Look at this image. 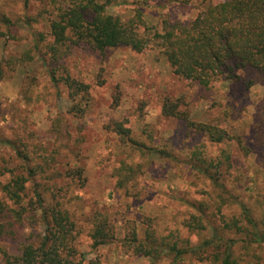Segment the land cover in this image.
<instances>
[{"label": "rangeland", "instance_id": "1", "mask_svg": "<svg viewBox=\"0 0 264 264\" xmlns=\"http://www.w3.org/2000/svg\"><path fill=\"white\" fill-rule=\"evenodd\" d=\"M221 1L207 0L204 3L192 0L180 6L165 0H148L145 18L152 27L161 25L165 18L184 22L196 16L200 8L207 4ZM49 2L0 0V32L7 31L2 23L4 17L14 23L11 33L0 36V187L9 179L11 171L19 170L22 161L17 158L10 141L26 145L25 152L35 163L43 164L44 157L51 158V166L46 169L51 178L47 176L40 180L42 176H38L37 180L42 184L39 191L47 202L56 201L51 190L62 188L57 193V199L69 209L76 222V245L87 254V258L96 259L98 264H171L167 259L154 263L147 257L136 255L134 248L123 245L128 232L145 226L149 218L154 219L153 226L158 233L166 235L173 232L194 244L211 235L210 227L191 232L184 222L192 210L189 201H208L211 205L219 201L220 191L213 187L209 179L185 163L186 155L197 146H204L211 156L219 155L223 150L231 154L233 163L226 176V186L237 201L250 207L258 219L262 218L264 75L253 71L243 73L246 81L256 79L247 89L232 92L227 85L205 89L174 75L158 48L138 53L121 47L115 49L105 63L88 50L79 48L58 63L61 70L66 68L72 75L91 85L93 104L87 108L83 118H76L68 112L73 102L68 98L66 87L62 84L55 86L49 80L40 58L24 65L14 66L10 62L12 57L33 47L39 31H48L46 12L33 29L17 19H24L26 14L38 16L49 9ZM131 2L133 0H122L111 6L109 12L126 20L134 13ZM100 65L104 67V85L98 84ZM115 92L121 95L118 105L113 103ZM167 96L184 98L189 103L192 120L218 124L230 134L245 139L244 144L249 148L239 147L236 140L212 144L202 136L190 133L184 122L166 118L161 109ZM125 119L136 139L159 147L169 144L181 154L182 160L175 163L157 155L149 156V166L137 168L132 180L123 183L122 187L118 186L116 170L122 159L128 156V150L108 125L112 127L114 121ZM139 161L137 155H132L128 160L130 163ZM76 166L85 169L87 180L84 186L57 174ZM125 172L128 177L135 174L131 175L128 170ZM28 185L29 195L36 201L32 185ZM0 200L13 206L1 190ZM214 208L212 206L211 210ZM223 212L230 216L239 213V209L233 205ZM103 216L108 217L110 223L114 219L117 237L96 251L91 246L89 231L94 217H97L96 222ZM208 216L211 220H217V217ZM31 218L25 217L26 228L22 240H35L43 233L38 216ZM7 245L11 249L16 247ZM237 252L240 250L237 249ZM257 252L260 263L264 264V244ZM177 264L206 263L188 257Z\"/></svg>", "mask_w": 264, "mask_h": 264}, {"label": "trees", "instance_id": "2", "mask_svg": "<svg viewBox=\"0 0 264 264\" xmlns=\"http://www.w3.org/2000/svg\"><path fill=\"white\" fill-rule=\"evenodd\" d=\"M120 1L122 0H50L49 9L40 12L38 16L26 14L24 19H17L33 29L36 23L42 21L41 16L46 12L48 31H39L33 47L12 57L10 62L14 66L24 65L40 58L49 80L55 86L62 84L66 87L68 98L73 102L68 112L80 119L93 104L91 85L72 75L68 69L61 70L58 65L64 56L79 48L88 50L100 62L106 61L115 49L121 47L138 53L158 48L174 75L205 89L222 85H227L232 92L240 88L247 89L256 79L249 78L246 81L243 73L253 71L264 75V0H222L219 3H209L200 8L193 18L184 22L165 18L157 27L150 26L145 18L148 0H133L131 3L134 5V13L126 20L109 12V8ZM165 1L180 6L192 2ZM201 1L205 3L207 0ZM2 23L7 31L0 32V36L11 33L14 26L11 19L4 17ZM103 72L104 67L100 65L97 77L99 85H104L106 81ZM115 93L113 103L118 105L121 95ZM188 104L184 98L167 96L162 102L161 113L166 118L184 122L190 133L200 135L212 144L236 140L239 147L249 148L244 144L245 139L230 134L218 124L192 120ZM108 128L125 144L129 157L137 155L140 158L137 163L128 162L127 155L122 159L116 170L118 186L122 187L123 183L132 180L137 168L149 166V156L157 155L175 163L182 160L181 154L169 144L159 147L136 139L127 125V119L114 121L112 127L108 125ZM10 144L17 158L22 161L19 170L11 171L9 179L1 183L0 187L4 196L13 204L9 206L0 200L1 263L98 264L96 259L87 258V254L76 245V222L69 209L57 199V193L62 188L51 190L56 201L47 202L39 191L42 184L37 178H47L46 169L51 166V158L44 157V165L35 163L29 153L25 152L26 145L15 141H10ZM184 160L191 169L209 179L213 187L220 191L219 201H215L213 205L208 201H189L192 210L184 221L191 232L210 227L211 235L194 244L190 239L180 238L173 232L166 235L158 233L154 227V219L149 218L148 224L128 232L123 245L134 248L136 255L147 257L154 263L167 259L171 264H177L190 257L206 264H262L257 249L264 244V216L258 219L253 210L242 201H237V197L226 186V176L233 163L231 154L223 150L219 155L211 156L204 146H197ZM125 170L131 175L135 174L128 177ZM84 171L83 166H76L57 174L84 186L87 180ZM29 183L37 196L36 201L29 195ZM233 205L238 207L239 213L227 216L223 210ZM212 206L215 207L214 210H211ZM208 214L211 218L217 217V220H211ZM34 216H38L43 233L35 240H22L23 230L26 228L25 217L34 219ZM96 219L94 217L89 236L91 246L97 251L113 242L117 236L114 219L111 223L106 216L95 222ZM229 233L234 235L229 236ZM7 244L16 247L11 249ZM237 249L240 250L239 253Z\"/></svg>", "mask_w": 264, "mask_h": 264}]
</instances>
